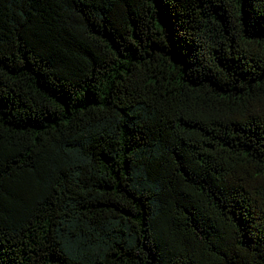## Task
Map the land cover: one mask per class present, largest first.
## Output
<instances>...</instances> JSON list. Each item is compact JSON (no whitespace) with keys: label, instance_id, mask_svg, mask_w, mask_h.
Masks as SVG:
<instances>
[{"label":"trees","instance_id":"trees-1","mask_svg":"<svg viewBox=\"0 0 264 264\" xmlns=\"http://www.w3.org/2000/svg\"><path fill=\"white\" fill-rule=\"evenodd\" d=\"M0 264H264V0H0Z\"/></svg>","mask_w":264,"mask_h":264}]
</instances>
